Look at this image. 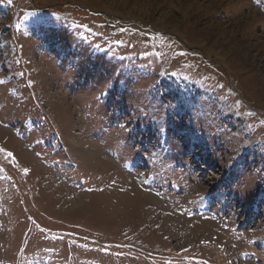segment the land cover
I'll use <instances>...</instances> for the list:
<instances>
[{
    "label": "rangeland",
    "instance_id": "374dc122",
    "mask_svg": "<svg viewBox=\"0 0 264 264\" xmlns=\"http://www.w3.org/2000/svg\"><path fill=\"white\" fill-rule=\"evenodd\" d=\"M0 150V264H264V0H0Z\"/></svg>",
    "mask_w": 264,
    "mask_h": 264
},
{
    "label": "snow or ice",
    "instance_id": "6c2138e0",
    "mask_svg": "<svg viewBox=\"0 0 264 264\" xmlns=\"http://www.w3.org/2000/svg\"><path fill=\"white\" fill-rule=\"evenodd\" d=\"M0 151H3V150H0ZM6 155H7L8 157H12L13 153H11V152H7ZM26 171H27V170H26Z\"/></svg>",
    "mask_w": 264,
    "mask_h": 264
}]
</instances>
